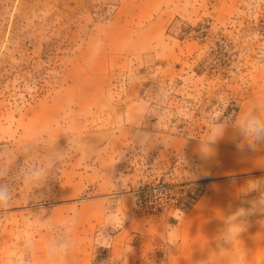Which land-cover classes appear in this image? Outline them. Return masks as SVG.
I'll return each mask as SVG.
<instances>
[{
  "label": "rangeland",
  "instance_id": "1",
  "mask_svg": "<svg viewBox=\"0 0 264 264\" xmlns=\"http://www.w3.org/2000/svg\"><path fill=\"white\" fill-rule=\"evenodd\" d=\"M159 89H171L170 115L138 129L139 103H156ZM218 99L241 115L264 102V0H0V140L64 147L74 134L85 147L35 200L19 190L0 221V264L33 212L61 223L76 207L68 264H264V211L254 209L264 192L246 191L264 180V149L238 151L229 130L202 155ZM179 106L189 118L171 115ZM137 131L156 133L147 155ZM110 176L122 179L126 220L111 248L96 250ZM158 187L170 195L152 198ZM240 209L244 230L220 251ZM50 235H37L38 250Z\"/></svg>",
  "mask_w": 264,
  "mask_h": 264
},
{
  "label": "clouds",
  "instance_id": "2",
  "mask_svg": "<svg viewBox=\"0 0 264 264\" xmlns=\"http://www.w3.org/2000/svg\"><path fill=\"white\" fill-rule=\"evenodd\" d=\"M170 94L171 89H159L156 92V103L147 101L139 103L138 116L141 125L138 129L142 128L144 121L148 119H156V127H159L168 118L170 113L164 110L162 105ZM230 105V101L218 99L216 110L220 111V115L208 116L207 137L203 140L199 138L203 156H209L212 151L210 146L222 139L229 130L233 134L238 151L254 154L264 149V102L254 100L243 115L240 112L229 113L227 110ZM171 115L187 119L189 109L179 106ZM64 137H66L64 147L58 146V139L49 144L38 136H33L26 146H17L0 140V221L7 219L13 210L19 190L22 189L28 201L35 200L38 190L46 188L50 181H60V171L73 153L85 152L82 138L74 134H64ZM155 141L156 133L151 131H137L134 136L135 146L145 155L155 145ZM160 144L167 147L168 141H161ZM110 180L111 190L107 193L106 202L99 209L102 223L94 238L96 250L100 247L111 248L112 233L120 232L126 220L125 212L118 209L122 199L117 196V185L123 187L122 179L114 181L110 176ZM251 190L264 192V180L251 182L246 191ZM256 207L264 211V199H261L259 205H254V209ZM247 214L246 210L240 209L227 220L226 229L218 236L220 251L226 250L225 245L233 247L245 227L243 221H236ZM79 217V207L73 208L61 223L52 215L45 216V213L41 215L33 212L19 234L20 243L7 254V264H68L77 247L73 233ZM42 231L51 235L42 249L38 250L37 235Z\"/></svg>",
  "mask_w": 264,
  "mask_h": 264
},
{
  "label": "built area",
  "instance_id": "3",
  "mask_svg": "<svg viewBox=\"0 0 264 264\" xmlns=\"http://www.w3.org/2000/svg\"><path fill=\"white\" fill-rule=\"evenodd\" d=\"M170 190L166 187H158L157 189L154 188V190L151 192V197L157 199L158 197L162 196H169Z\"/></svg>",
  "mask_w": 264,
  "mask_h": 264
}]
</instances>
